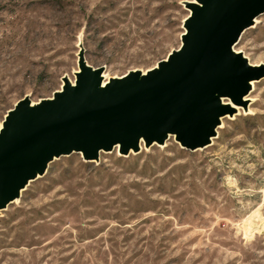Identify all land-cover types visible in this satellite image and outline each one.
Masks as SVG:
<instances>
[{
	"label": "rangeland",
	"instance_id": "rangeland-1",
	"mask_svg": "<svg viewBox=\"0 0 264 264\" xmlns=\"http://www.w3.org/2000/svg\"><path fill=\"white\" fill-rule=\"evenodd\" d=\"M188 1L0 0V122L73 81L80 48L107 79L154 67L180 46ZM234 49L264 65V14ZM253 85L204 148L170 137L55 158L0 211V264H264V78Z\"/></svg>",
	"mask_w": 264,
	"mask_h": 264
},
{
	"label": "water",
	"instance_id": "water-1",
	"mask_svg": "<svg viewBox=\"0 0 264 264\" xmlns=\"http://www.w3.org/2000/svg\"><path fill=\"white\" fill-rule=\"evenodd\" d=\"M186 5L180 46L154 67L105 80L80 48L73 83L64 76L51 98L26 96L8 110L0 126V211L61 156L97 162L101 152L126 156L170 137L191 151L211 144L231 105H245L253 82L264 78V65L234 49L264 14V0Z\"/></svg>",
	"mask_w": 264,
	"mask_h": 264
},
{
	"label": "bare ground",
	"instance_id": "bare-ground-1",
	"mask_svg": "<svg viewBox=\"0 0 264 264\" xmlns=\"http://www.w3.org/2000/svg\"><path fill=\"white\" fill-rule=\"evenodd\" d=\"M105 78H106V76L105 75H103ZM105 80H107V78L105 79ZM72 83H73V81H72ZM252 87H254V85L252 84ZM245 99H247V98H245ZM222 121H223V119H222ZM0 126H1V122H0ZM218 130V129H217Z\"/></svg>",
	"mask_w": 264,
	"mask_h": 264
}]
</instances>
